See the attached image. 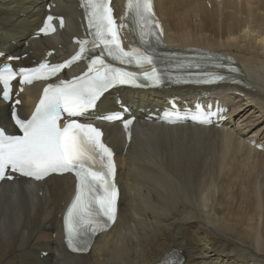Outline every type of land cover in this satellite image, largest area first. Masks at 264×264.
Segmentation results:
<instances>
[{
	"label": "bare ground",
	"instance_id": "obj_1",
	"mask_svg": "<svg viewBox=\"0 0 264 264\" xmlns=\"http://www.w3.org/2000/svg\"><path fill=\"white\" fill-rule=\"evenodd\" d=\"M77 3L0 0L3 58L26 55L17 66H29L51 50L55 51L50 56L54 62L70 55L75 49L72 39L83 31ZM48 4L55 15L66 16V27L55 36L32 39ZM115 4L123 14L124 0H115ZM155 9L170 45L217 51L238 62L249 88L222 85L209 90L219 97L215 100L231 107L233 117L247 108L254 115L260 113L259 117L247 115V124L234 131L227 130L232 120L220 128L158 124L145 118L167 106L162 105L163 94L177 97L185 93L181 100L184 103L188 95L193 109L197 100L194 90L120 91L138 120L129 146L119 124L103 125L105 141L116 153L121 190L114 227L95 239L88 254L68 253L62 217L74 195V180L52 176L42 182L2 183L0 264H156L171 251L185 257L183 264H264V182L256 195H248L254 179L264 172V151L256 148L259 130L256 136L246 137L254 124L264 123V0H155ZM216 33L217 38L213 36ZM40 91V85H33L20 96L22 118L32 112L33 99ZM113 98V94L105 96L96 115L107 112L106 106L118 110ZM215 100L209 99L212 111ZM0 126L13 129L10 105L1 102ZM12 134L18 133L12 130ZM194 144L201 152L206 147V153L198 158L181 150H194ZM245 155L246 160L240 161ZM226 159L229 169L224 167ZM220 179L226 184L220 187L222 197L237 200L239 206L226 202L224 211L216 210L217 216H211L205 211L210 199L208 185ZM231 187L237 188V193H230ZM262 216V224H257V217L261 220Z\"/></svg>",
	"mask_w": 264,
	"mask_h": 264
},
{
	"label": "snow or ice",
	"instance_id": "obj_2",
	"mask_svg": "<svg viewBox=\"0 0 264 264\" xmlns=\"http://www.w3.org/2000/svg\"><path fill=\"white\" fill-rule=\"evenodd\" d=\"M82 6L85 7L92 39L78 41L80 51L68 61L55 65L41 63L35 68L15 69L9 64L0 68L2 95L8 99L11 81L17 75L21 77V85L31 84L35 80H46L57 75L76 61L88 60V68L83 75L70 81L48 84L43 89V95L30 119H20L13 112V119L22 135L7 134L0 128V180L13 179L12 172L36 180L51 173L75 174V195L64 217L66 242L73 251L86 250L92 237L106 230L109 222L114 221L118 189L112 179L115 170L113 153L101 142V131L90 123H79L71 118L84 116L96 106L105 91L117 84L135 85L141 75L153 85L162 83L150 52L135 47L125 51L121 46L110 0H82ZM126 9L139 27L142 42L147 43L145 36L148 34L158 35L149 28L150 25L159 28L158 21L154 20L152 0H127ZM53 19L52 16L47 17L41 29L45 34L50 30L55 31L50 24ZM60 23L62 26V19ZM100 45L103 47L98 55L85 57L86 51L95 52ZM105 57L120 64L135 63L144 70L138 73L116 68L107 63ZM223 78L216 76L198 82L211 83ZM64 113L69 119L61 126ZM192 119L209 122L208 116L202 115L199 105ZM124 123L127 128L132 121ZM166 264L180 262L171 259Z\"/></svg>",
	"mask_w": 264,
	"mask_h": 264
},
{
	"label": "rangeland",
	"instance_id": "obj_3",
	"mask_svg": "<svg viewBox=\"0 0 264 264\" xmlns=\"http://www.w3.org/2000/svg\"><path fill=\"white\" fill-rule=\"evenodd\" d=\"M205 24H208V23L206 22ZM172 27L175 28L174 22L172 23ZM203 27H205L204 24H203ZM217 32H219V31H217ZM213 36H215L216 38L218 37L217 33L213 34ZM221 36H222V33H221V35L219 37L221 38ZM251 114L254 115L253 112H252V109H250V108H247L244 111H239V112L237 111L236 115L234 117H232V119H231L232 120V124L228 127L227 130L234 131V128L241 129L248 122L247 115H251ZM259 114L260 113H256L254 115V116H257L256 119L259 117ZM240 117H242V118H240ZM262 123L263 122L254 124V126L251 127L250 133L246 137L251 138L253 136H256L255 131L259 130L258 133H257L258 136H260L259 144L264 146V123L263 124ZM254 133H255V135H254ZM181 150L183 152H185V153L194 154V155H196L199 158L201 155L206 153L207 148L204 147L203 148V152H201V149L200 150L197 149V144H194V150H183V149H181ZM263 151H264V149H263ZM243 160H246V155L240 158V161H243ZM224 167L227 168V169L230 168V166L227 165V159L225 160ZM258 175H261V176H259L257 180L254 179L253 185H252L253 188L250 190V192L248 190L246 191L247 194H248V192L251 193V195L248 194L249 198H250V196L256 195V191L258 190V188L260 189V185H263L264 172H259ZM222 185L226 186V184L221 179L218 182L210 181V183L208 185V188H211V190H210V199H209V201L207 203V207L205 208V211L211 216H217L216 212H215L216 210L217 211H224L226 209V202H233L234 201L235 204H237V207L239 206V203H237V200H234L231 197L229 198V196L228 197H224V198L222 197L221 192H220V187ZM237 191H238L237 188L231 187L229 192L230 193H232V192L233 193H237ZM263 193H264V190H263ZM252 198H251V200H252ZM251 200H249V201H251ZM259 212H260V210H259ZM256 222H257V224H259V223L262 224L263 216H262L261 220H258V217H257V221Z\"/></svg>",
	"mask_w": 264,
	"mask_h": 264
}]
</instances>
